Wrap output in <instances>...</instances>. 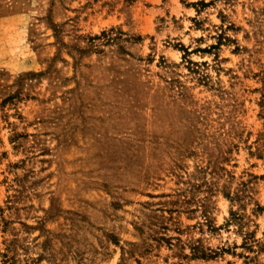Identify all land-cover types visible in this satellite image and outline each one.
I'll list each match as a JSON object with an SVG mask.
<instances>
[{
  "label": "rangeland",
  "instance_id": "rangeland-1",
  "mask_svg": "<svg viewBox=\"0 0 264 264\" xmlns=\"http://www.w3.org/2000/svg\"><path fill=\"white\" fill-rule=\"evenodd\" d=\"M0 264H264V0H0Z\"/></svg>",
  "mask_w": 264,
  "mask_h": 264
}]
</instances>
